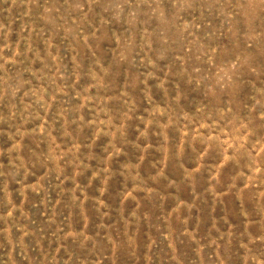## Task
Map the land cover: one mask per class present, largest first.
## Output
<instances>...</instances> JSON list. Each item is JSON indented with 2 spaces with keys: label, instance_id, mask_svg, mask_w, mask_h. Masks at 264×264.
I'll list each match as a JSON object with an SVG mask.
<instances>
[{
  "label": "rangeland",
  "instance_id": "374dc122",
  "mask_svg": "<svg viewBox=\"0 0 264 264\" xmlns=\"http://www.w3.org/2000/svg\"><path fill=\"white\" fill-rule=\"evenodd\" d=\"M0 264H264V0H0Z\"/></svg>",
  "mask_w": 264,
  "mask_h": 264
}]
</instances>
